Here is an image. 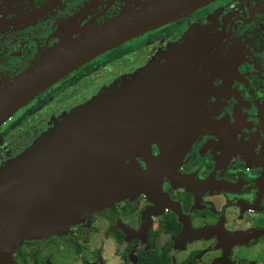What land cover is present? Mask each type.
<instances>
[{
  "label": "flooded vegetation",
  "instance_id": "flooded-vegetation-1",
  "mask_svg": "<svg viewBox=\"0 0 264 264\" xmlns=\"http://www.w3.org/2000/svg\"><path fill=\"white\" fill-rule=\"evenodd\" d=\"M161 1L0 0V87L58 48L65 59L0 122V164L53 119L116 87L107 102L127 101L121 113L134 117L121 129L133 151L120 163L149 167L135 195L64 234L14 241L0 230V264H60L62 238L78 254L91 237L105 251L120 247L128 264L142 221L132 264L147 247L165 255L161 264H252L245 254L264 250V0H199L118 40L97 34ZM92 254L84 264H103L98 245Z\"/></svg>",
  "mask_w": 264,
  "mask_h": 264
},
{
  "label": "water",
  "instance_id": "water-1",
  "mask_svg": "<svg viewBox=\"0 0 264 264\" xmlns=\"http://www.w3.org/2000/svg\"><path fill=\"white\" fill-rule=\"evenodd\" d=\"M197 1L163 0L108 21L98 28L97 34L109 32L112 42ZM104 40L105 37L98 38L97 43L78 54L97 49ZM62 51L61 47L44 55L3 83L0 122L62 71ZM107 97L100 94L76 107L50 131L37 135L0 164V230L8 239L64 234L67 228L84 225L92 214L143 188L149 167L143 173L137 165L120 163L123 156L133 151L124 146L121 129L125 122L133 126L134 119L129 118L134 117H128L127 110L126 115L121 113L120 106L127 101L107 102ZM198 127L196 124L192 131ZM146 227L142 221L138 241L127 255L128 264L134 262L135 252L144 245ZM231 237L232 241H240L237 234Z\"/></svg>",
  "mask_w": 264,
  "mask_h": 264
},
{
  "label": "rangeland",
  "instance_id": "rangeland-1",
  "mask_svg": "<svg viewBox=\"0 0 264 264\" xmlns=\"http://www.w3.org/2000/svg\"><path fill=\"white\" fill-rule=\"evenodd\" d=\"M116 91H117L116 87L115 89L106 88L105 90H103V92H100L98 95H95L92 98L88 99L87 101L74 106L73 109H75L76 107L80 105L86 104L89 101H92L95 97L99 96L100 94L104 96H108L109 93L116 92ZM73 109L69 113H72ZM69 113L63 114L60 118L53 119L51 121L50 127L41 131L39 134L47 133L48 131H50L52 129L51 127L57 121L61 120L63 116L68 115ZM65 239L66 238H62L61 243H60L61 255H62L60 264H84V262L89 263L93 255L92 252L97 245L99 246V252H100L101 258H103V264H115V263L120 264L121 262L120 247L115 246L113 248L111 243H107L108 249L107 251H105V249H103L105 244H103L102 242L104 240L101 241L99 239H96L95 237L87 238L85 240H80L77 243L79 251H78V254H76L73 252L70 246L66 244ZM250 250H251L250 252L245 254L246 258L252 259L253 260L252 264H264V250L262 249L261 253H257L258 251L256 250V247H253ZM53 263L57 264L56 262H53Z\"/></svg>",
  "mask_w": 264,
  "mask_h": 264
},
{
  "label": "trees",
  "instance_id": "trees-1",
  "mask_svg": "<svg viewBox=\"0 0 264 264\" xmlns=\"http://www.w3.org/2000/svg\"><path fill=\"white\" fill-rule=\"evenodd\" d=\"M165 255L153 247H147L136 254L135 264H161Z\"/></svg>",
  "mask_w": 264,
  "mask_h": 264
}]
</instances>
